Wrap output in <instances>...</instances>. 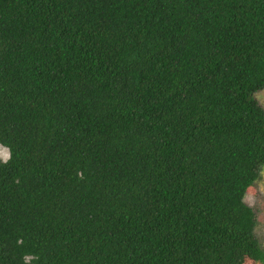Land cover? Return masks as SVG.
<instances>
[{"label":"trees","instance_id":"obj_1","mask_svg":"<svg viewBox=\"0 0 264 264\" xmlns=\"http://www.w3.org/2000/svg\"><path fill=\"white\" fill-rule=\"evenodd\" d=\"M264 0H0V264H264Z\"/></svg>","mask_w":264,"mask_h":264},{"label":"rangeland","instance_id":"obj_2","mask_svg":"<svg viewBox=\"0 0 264 264\" xmlns=\"http://www.w3.org/2000/svg\"><path fill=\"white\" fill-rule=\"evenodd\" d=\"M255 96L259 100V102L264 107V89L256 92ZM9 156V151L6 147L0 144V158L2 160L7 159ZM247 197L246 201L252 205L257 214L258 224L255 228V232L259 238V240L264 245V170L262 173V177L257 185L251 186L247 189ZM243 264H263L260 262H255L252 259L246 258Z\"/></svg>","mask_w":264,"mask_h":264}]
</instances>
